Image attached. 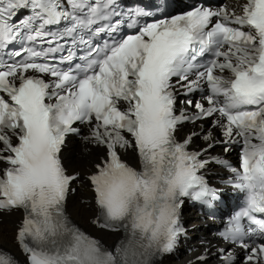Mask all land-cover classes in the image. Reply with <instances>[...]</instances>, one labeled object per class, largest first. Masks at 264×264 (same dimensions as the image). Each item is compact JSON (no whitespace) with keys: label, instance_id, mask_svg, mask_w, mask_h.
<instances>
[{"label":"snow or ice","instance_id":"6c2138e0","mask_svg":"<svg viewBox=\"0 0 264 264\" xmlns=\"http://www.w3.org/2000/svg\"><path fill=\"white\" fill-rule=\"evenodd\" d=\"M238 8L197 4L140 25L151 13L119 0H0V212L22 211L23 264H153L172 252L185 198H217L201 174L208 161L189 150L196 133L176 135L208 118L242 143L230 183L245 204L222 236L244 256L221 249V264H264V0ZM125 24L135 30L120 36ZM204 88L207 107L189 99L197 111L177 114L181 89ZM77 125L105 149L87 179L93 223L120 233L111 247L66 210L80 174L61 151ZM0 264L21 261L0 246Z\"/></svg>","mask_w":264,"mask_h":264},{"label":"bare ground","instance_id":"6f19581e","mask_svg":"<svg viewBox=\"0 0 264 264\" xmlns=\"http://www.w3.org/2000/svg\"><path fill=\"white\" fill-rule=\"evenodd\" d=\"M83 208H84L83 206H80V205H79V206H77L76 210L79 209L78 212H79V213H82V211H81L80 209H83Z\"/></svg>","mask_w":264,"mask_h":264}]
</instances>
